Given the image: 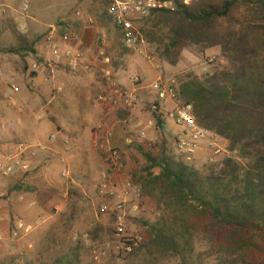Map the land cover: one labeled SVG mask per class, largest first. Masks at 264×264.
<instances>
[{"label":"rangeland","instance_id":"1","mask_svg":"<svg viewBox=\"0 0 264 264\" xmlns=\"http://www.w3.org/2000/svg\"><path fill=\"white\" fill-rule=\"evenodd\" d=\"M95 1L98 4L94 10L81 9L94 20V24L85 22L87 27H90L91 42L88 43L90 47L88 51H77L90 65V71L75 72L67 64L54 65L66 68L67 82L71 85L68 97L82 104L81 107L71 109L79 119L78 123L73 124L67 123L65 118L57 122L61 118L56 113L54 104L50 109L51 113H47L44 106L56 95L54 88L56 80L43 82L33 71L34 63L40 66L50 64L45 61L47 57L45 42L42 51L39 47L35 50L30 44L32 42L39 44L47 37L49 28H41L29 23L33 13L31 0H0V72L3 74L0 83V121L13 124V128L0 139V156L5 154L7 147L25 143L16 137V132L13 138L9 136L15 125L22 130L26 126L30 128L33 125L32 128H34L38 123L40 127L41 124H47L53 125L54 128L62 126L68 130L73 128L82 132L86 130L83 121L92 127V131L98 130V125L101 123L105 127L109 121L108 126H116L114 130L118 132L114 143H106L105 148H99L96 151L92 149L93 155L89 157H86L88 148L84 146V143L90 145V138L87 139L80 134L79 138L84 139L81 146L78 145L80 139H77V146L73 145L70 149L56 151L54 157L49 158L51 163L49 167H46L47 170L37 167L27 176L28 180L24 188L28 194L25 201L13 204L10 200L17 185L15 179H5L0 183V233L3 235V240L0 241V264H51L56 257L66 253L78 242L85 245V264H138L139 260H133L135 252L130 256L122 255L111 219L100 215L103 200L99 195L98 187L105 176H111L119 183H124L135 182L144 175L143 169L148 163L140 147L145 151L156 153L166 144L169 154L177 156L174 132L160 131L156 127V122L153 128H148L151 121H155L152 111L155 97L150 90L154 82L162 78L177 86L179 76L193 73L204 78L224 67L219 48L202 53L195 46L183 50L181 61L177 66L169 65L162 59L159 46L148 42L142 35L143 22L138 26L136 48L126 49L113 21L106 16L107 0ZM49 2L51 6H54L61 0H49ZM26 5L30 8L28 12L24 10ZM75 11L76 9L72 7L69 14H74ZM48 12L45 16L46 22L50 25L58 24L56 11ZM99 23L103 24L105 30L100 28ZM60 24L64 25L61 27V32L69 34L73 43L76 33L66 27L72 24ZM102 35L108 37L106 46L98 41ZM30 46L36 53L26 50L21 54L10 52ZM101 53L110 58L109 67L112 73L114 72V80L125 81L124 85H118L130 91H137L141 96L143 102L134 115L122 119L120 112L117 111L106 114L101 106V97L95 98V91H90V85H94L92 83L96 81L100 83L98 84L100 94L108 92L111 88V83L103 72L105 67ZM43 55L45 57L42 58ZM98 58L101 59L102 66L99 65V61L95 63ZM140 67H143L141 72ZM141 74L144 76L140 78ZM34 79L37 80L36 84H33ZM13 84L20 88L15 106L9 102ZM76 85H81L82 95L75 93L74 89H78ZM97 100L100 101L97 102ZM171 106L167 104L170 110ZM38 117L41 119L38 120ZM142 132L147 135L145 139L141 137ZM220 143L225 150L223 160L236 156L230 152L226 141L221 140ZM112 150H118L122 155V160L117 165L110 159ZM63 157L67 159L66 165L61 163ZM42 163L44 160L38 166ZM187 165L205 175L213 167L207 164L205 157L199 158L194 164ZM66 168L70 174L64 177L63 170ZM154 172L158 174L159 170ZM157 217L158 211L154 202L146 199L145 211L139 218L132 221V228L138 229L148 242L149 234L144 223H153ZM194 246L196 253L206 250L205 244L200 239ZM165 264H179V261L171 260Z\"/></svg>","mask_w":264,"mask_h":264},{"label":"trees","instance_id":"2","mask_svg":"<svg viewBox=\"0 0 264 264\" xmlns=\"http://www.w3.org/2000/svg\"><path fill=\"white\" fill-rule=\"evenodd\" d=\"M174 2L175 11L145 19L141 33L171 66L180 63L187 47L202 53L220 49L222 69L204 78L179 76L175 87L181 101L193 105L197 124L226 141L236 156L205 175L170 155L166 144L156 153L140 147L148 165L134 183L154 202L158 217L144 223L149 239L133 260L264 264V0ZM24 50L36 53L31 46L10 52ZM155 104L154 120L162 131L166 113ZM119 112L122 119L130 116ZM24 186L18 182L14 192H24ZM198 239L206 246L200 253L194 246ZM84 249L78 242L51 264H85Z\"/></svg>","mask_w":264,"mask_h":264},{"label":"built area","instance_id":"3","mask_svg":"<svg viewBox=\"0 0 264 264\" xmlns=\"http://www.w3.org/2000/svg\"><path fill=\"white\" fill-rule=\"evenodd\" d=\"M193 0H181L184 5H190ZM108 8L106 16L111 19L117 29L121 42L126 49H135L138 43V26L145 19L149 18L156 11H175L177 6L174 0H107ZM26 12L29 5L25 6ZM77 16L82 12L77 11ZM92 24L93 22L90 21ZM72 37L67 33L59 34L57 27H52L45 39L46 59L51 65L67 64L73 71H90V65L85 58L69 44ZM98 41L106 46L108 44L107 35H102ZM103 56L104 73L111 83V88L101 97V106L108 111H121L134 115L141 105L142 98L137 91H130L120 87L115 83L112 70L109 67L110 58ZM40 65L34 63L33 71L38 73ZM3 74L0 72V83ZM150 90L155 97V102L162 108L167 104L173 105L169 118L179 129L174 136L177 156L186 164H194L199 158L205 157L210 166H220L224 160L225 150L221 145V138L215 133L208 131L197 124L194 114V107L191 104H184L174 84L160 78L150 86ZM12 95L9 97L11 105L17 104V97L20 88L13 84L11 86ZM154 102L153 109H157ZM23 112V110H22ZM131 122V121H130ZM155 121H151L148 128H153ZM13 128V124L0 121V139ZM104 130V124L100 126ZM146 133L142 132L141 137L146 138ZM54 139V138H53ZM53 150L48 145H32L25 143L13 144L5 150V154L0 156V183L5 179H16L34 170L43 160L51 158ZM110 159L117 165L122 160V155L118 150L110 152ZM63 165L67 164V159H61ZM69 170H63V176H69ZM99 195L103 200L100 207V215L108 217L112 221L114 235L118 241L122 255L130 256L143 244L147 243L138 229L132 228V221L141 216L146 208V198L140 186L133 181L119 183L111 176H105L100 183ZM3 235L0 233V241Z\"/></svg>","mask_w":264,"mask_h":264},{"label":"crops","instance_id":"4","mask_svg":"<svg viewBox=\"0 0 264 264\" xmlns=\"http://www.w3.org/2000/svg\"><path fill=\"white\" fill-rule=\"evenodd\" d=\"M31 2L33 3V6H32L33 13L30 17L29 23H33V25L41 27V28L48 27L49 28L48 34L50 33L52 27H57L59 30V34H61L63 33L61 32V27L64 25H61L60 23H71L72 26L68 25L66 27L71 28L76 33V36H75V40L73 41V43L69 44V46L74 48L76 51H81V52L88 51L90 47V46L88 47V43L90 44L91 42L90 36H89L90 27H87L85 22L92 21L94 24V20L91 18V16H89V14L82 12L81 9L82 10L83 9L94 10L95 8H97L98 2H96L95 0H61L60 3H57L54 6L50 5L49 0L48 2L46 0H38V1L31 0ZM72 7L76 9V11L74 14L72 13L69 14V11L72 9ZM48 11H56L57 16H58V19H57L58 24L50 25L46 22L45 16L47 13H49ZM77 11H81L82 15L77 16L76 15ZM99 25L101 26L100 28L105 30L102 23H99ZM44 39L40 41L39 44H34L33 42L30 44L31 46H34L35 50H37V48L39 47L42 51L43 44L45 42ZM43 57L45 56L43 55L42 58ZM101 59L98 58L97 60H95V63L98 61L100 62ZM45 61L48 63L46 57H45ZM99 65L102 66L101 62L99 63ZM142 68L143 67H140L139 69L140 72ZM122 72L125 73V71H122ZM67 73L68 72L66 68L64 67L54 66L51 64L49 65L43 64L42 66H40L39 72L37 73V77L41 81L46 82V83L51 82L52 79L56 80V84L54 86L56 95L50 99L49 103L46 104V106H44V108H46L48 111L47 113H51L50 109L53 108V104H54V108H56V113L58 114V116H60L59 118H61V120L58 119L57 121L58 123L60 121H63V119L65 118L67 120V123L70 122V123L76 124L79 122V119H78V116H76V114L71 111V109L73 107H81L82 104L80 102H74L72 101V98L68 97V91L70 90L71 85L70 83L67 82V77H68ZM142 76H144V74H141L139 77L141 78ZM36 82L37 80L34 79L33 84H36ZM115 83L124 85L125 81L121 79L120 81H117V82L115 81ZM92 84L94 85H90V91L94 90L95 98L99 99L103 95V94H100V87L98 88V84L100 83L96 81V83L93 82ZM76 87H78V89L76 88L74 89L75 93L76 94L80 93L82 95L81 85L80 86L76 85ZM98 101L100 100H97V102ZM171 107L173 108V105ZM102 108H103V111L106 112V114H110L109 113L110 111H108L106 107H102ZM164 110L166 113V122H165L164 130H166L169 133H173V132L176 133L177 131H179V129L175 126L174 122L169 118V114L171 110L168 107H165ZM64 114H66L68 118H66L67 116ZM61 115L63 116L61 117ZM40 119L41 117H38V120ZM83 123H84L83 125H85L86 130L84 129V131L82 132L76 131V129H73V128L71 130H68V129L63 128L62 126L54 128L53 125L51 126L47 124L46 125L41 124V127H40L38 123L34 126V128H32L33 127L32 125L30 128L26 126L22 130L20 129V127L18 128V126L15 125V128L13 129L11 133H9V136L13 138L14 133L16 132L17 133L16 137L20 138L25 143L29 142L33 145H40L41 143H47L48 146H50L53 150L52 157H54L55 153H57L56 151H60V150L62 151V149L66 150L67 148L70 149L72 148L73 145L77 146V139H80V141H78L79 142L78 145L81 146V142H84V139L79 138V134L86 137L87 139L90 138V142H91L90 145H88V143L86 144L84 143V146L88 148V150H86V157H89V155H93L92 149L96 151L99 148H105L106 143H109V144L114 143L115 142L114 139L115 138L117 139L118 137V132H115L114 130V127L116 126L109 127L108 126L109 121L106 123L104 130L100 129V126L103 123L101 124L99 123L100 125H98V130L96 131H92V127L91 126L89 127L86 121H83ZM49 163H51L49 158L45 159L44 163L40 165V168H43L44 171L45 169L47 170L46 167L50 166ZM15 180H16L15 183L21 182L22 184L25 185L27 184L28 178L25 177L23 179H15ZM27 194L28 192L26 190L24 192H14L13 191V195H11L10 200L13 204H17L18 202L20 203L27 197Z\"/></svg>","mask_w":264,"mask_h":264}]
</instances>
